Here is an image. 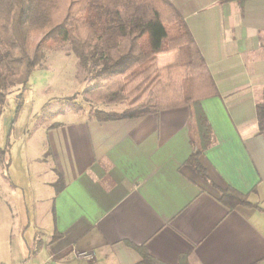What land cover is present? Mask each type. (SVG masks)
Segmentation results:
<instances>
[{"label": "crops", "instance_id": "obj_1", "mask_svg": "<svg viewBox=\"0 0 264 264\" xmlns=\"http://www.w3.org/2000/svg\"><path fill=\"white\" fill-rule=\"evenodd\" d=\"M169 1L218 91L201 101L215 140L199 158L206 178L185 163V106L105 122L65 112L66 121H52L45 132L64 181L48 225L27 239L25 227L1 235L0 264H137L133 246L163 264L182 257L187 264H264V125L256 108L264 95V0L242 8ZM171 54L158 56L157 67L176 63ZM226 188L256 208L229 210L220 202Z\"/></svg>", "mask_w": 264, "mask_h": 264}, {"label": "trees", "instance_id": "obj_2", "mask_svg": "<svg viewBox=\"0 0 264 264\" xmlns=\"http://www.w3.org/2000/svg\"><path fill=\"white\" fill-rule=\"evenodd\" d=\"M248 1L219 3L242 8ZM38 35L41 39L32 43L30 38ZM65 47L89 75L81 93L85 101L121 108L119 112L94 110L99 122L187 107L191 154L185 163L206 178L199 158L215 140L201 101L218 96V91L184 18L169 0H0V115L6 97L14 92L19 93L17 108L21 107L22 91L32 73L47 54ZM169 53L178 56L177 62L158 68L156 58ZM256 108L261 128L264 95ZM9 163L8 149H0V167L7 170ZM55 173L59 192L63 176ZM221 194L220 202L229 210L256 208L247 195L232 188ZM132 248L141 257L137 264H163L144 247ZM179 264H187L185 257Z\"/></svg>", "mask_w": 264, "mask_h": 264}, {"label": "rangeland", "instance_id": "obj_3", "mask_svg": "<svg viewBox=\"0 0 264 264\" xmlns=\"http://www.w3.org/2000/svg\"><path fill=\"white\" fill-rule=\"evenodd\" d=\"M40 39L39 35L30 38L32 43ZM68 51L65 47L47 54L22 91L20 108L16 89L6 97L0 115V149H8L10 163L7 170L0 167V236H16L25 227L27 239L33 229L48 225L58 193L54 185L57 175L46 144L45 132L50 123L66 121L62 116L65 112L70 115L83 111L93 116L94 110H121L115 105L85 101L81 93L89 75Z\"/></svg>", "mask_w": 264, "mask_h": 264}, {"label": "built area", "instance_id": "obj_4", "mask_svg": "<svg viewBox=\"0 0 264 264\" xmlns=\"http://www.w3.org/2000/svg\"><path fill=\"white\" fill-rule=\"evenodd\" d=\"M21 264H26V263H21Z\"/></svg>", "mask_w": 264, "mask_h": 264}]
</instances>
